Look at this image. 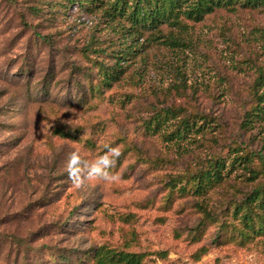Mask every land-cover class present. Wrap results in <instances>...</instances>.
Returning a JSON list of instances; mask_svg holds the SVG:
<instances>
[{"label":"rangeland","instance_id":"obj_1","mask_svg":"<svg viewBox=\"0 0 264 264\" xmlns=\"http://www.w3.org/2000/svg\"><path fill=\"white\" fill-rule=\"evenodd\" d=\"M92 9L0 0V264H85L91 247L124 244L143 264H264V240L212 243L215 224L198 239L190 232L204 215L198 204L220 214L264 185V116H249L264 7L215 10L189 24L185 47L144 35L108 86L102 72L119 67L128 40ZM165 108L177 118L147 130ZM194 114L208 131L168 140ZM105 142L121 148L120 178L76 188L69 154L91 161ZM216 158L242 161L205 196L174 191L168 201L170 180L178 188Z\"/></svg>","mask_w":264,"mask_h":264},{"label":"trees","instance_id":"obj_2","mask_svg":"<svg viewBox=\"0 0 264 264\" xmlns=\"http://www.w3.org/2000/svg\"><path fill=\"white\" fill-rule=\"evenodd\" d=\"M70 4L78 3L80 7L92 10V7H100L105 16L117 22L122 30L124 40L123 47L118 51L117 65L114 72H108L105 68L101 80L103 85H110L116 78V74L122 72L120 61L127 60L129 55L140 51L141 46L136 47L138 39H150L165 46L185 47L184 35L191 27L189 24L202 21L207 15L212 14L219 8H226L234 11L245 7H264V0H68ZM168 29V30H167ZM149 37V38H148ZM259 38L261 39V54L264 55V29L261 28ZM47 41L46 37H43ZM257 75L254 78L252 96L254 105L249 116H264V68L256 67ZM100 91L99 86L95 87ZM176 110L165 108L156 114L146 125L147 130L156 131L159 127L166 126L171 120L176 119ZM252 121L251 119H247ZM208 120L204 115H185L179 118L175 127L171 130L168 140H179L188 133H203L208 131ZM172 125V124H170ZM206 126V127H205ZM164 129V128H163ZM244 163H249L247 155ZM247 160V161H246ZM242 161V160H240ZM239 160H232L227 163L223 158H216L208 165L204 164L199 170L186 177L185 183L176 188V180L168 183L167 199L170 201L171 194L186 193L187 195L202 197L219 185L224 179V170L230 172L234 163ZM226 165H229L227 168ZM243 167L252 171L250 166ZM182 180V179H180ZM172 181V182H171ZM198 208L204 213L198 223L190 227L192 239H198L206 232V227L215 224V234L212 243L219 244L223 240L234 236L240 243H249L253 240H264V185L255 187L243 199L233 201L229 206L221 210L220 214L209 213L205 205L198 204ZM21 251V250H20ZM145 254L126 249L122 246L98 245L83 252L80 261L85 264H143ZM84 259V260H83Z\"/></svg>","mask_w":264,"mask_h":264},{"label":"clouds","instance_id":"obj_3","mask_svg":"<svg viewBox=\"0 0 264 264\" xmlns=\"http://www.w3.org/2000/svg\"><path fill=\"white\" fill-rule=\"evenodd\" d=\"M120 155L121 148L112 142H105L101 153L91 161L83 159L79 151L74 150L67 158L65 170L76 188H80L86 179L114 182L120 178L114 171Z\"/></svg>","mask_w":264,"mask_h":264}]
</instances>
